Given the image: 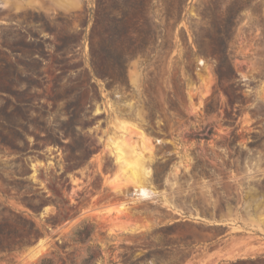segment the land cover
Listing matches in <instances>:
<instances>
[{
	"label": "rangeland",
	"instance_id": "1",
	"mask_svg": "<svg viewBox=\"0 0 264 264\" xmlns=\"http://www.w3.org/2000/svg\"><path fill=\"white\" fill-rule=\"evenodd\" d=\"M10 210L39 234L0 264H82V223L93 264H264V0H0Z\"/></svg>",
	"mask_w": 264,
	"mask_h": 264
},
{
	"label": "trees",
	"instance_id": "2",
	"mask_svg": "<svg viewBox=\"0 0 264 264\" xmlns=\"http://www.w3.org/2000/svg\"><path fill=\"white\" fill-rule=\"evenodd\" d=\"M216 58L220 60L229 61L228 55L223 53L220 56V53L215 52ZM231 66V64H230ZM233 69V67H231ZM216 74L220 80L224 79L223 70L221 64L217 65ZM24 205L32 210L40 209V206L36 202V198L34 196L25 195L19 199ZM53 204L57 208V220H60V211L61 207L56 201H52ZM53 224H55L53 222ZM94 232L93 227H89L88 224L82 223L76 228L72 235L69 238L72 239L73 242L77 244L86 245L87 255L81 261L82 264H93L98 256H101L100 251L98 252L99 246L95 251L92 250V244H90V240H92V235ZM39 234V229L34 220L26 217L22 212H16L14 210H10L9 215L3 216L0 219V252H13L23 248L26 245V238L32 239L37 237ZM42 264H55L54 259L44 257L42 259Z\"/></svg>",
	"mask_w": 264,
	"mask_h": 264
},
{
	"label": "bare ground",
	"instance_id": "3",
	"mask_svg": "<svg viewBox=\"0 0 264 264\" xmlns=\"http://www.w3.org/2000/svg\"><path fill=\"white\" fill-rule=\"evenodd\" d=\"M110 139H113V138H110ZM113 140H114V139H113ZM115 143H116V148H118V149L121 151V150H122L121 145H120L118 142H115ZM121 152H123V151H121ZM118 159H119V160H122V159H123V155L120 154V156L118 157ZM123 162H124V161H123ZM136 193L139 194V195L142 196V197H146L147 194H148V191H147V189H146L144 186H139V188L136 189ZM124 206H125V205H123V207H124ZM113 207H114V205L111 206L110 211L113 210ZM117 207H118V206H117ZM117 207H116L115 209H117ZM123 207L120 206V208H123ZM43 243H44V241H42V244L38 247V250H39L40 252L42 251L41 249H43V248L40 249V247L43 245ZM43 246H44V245H43ZM38 250H37V251H38ZM39 251H38V253H39Z\"/></svg>",
	"mask_w": 264,
	"mask_h": 264
},
{
	"label": "crops",
	"instance_id": "4",
	"mask_svg": "<svg viewBox=\"0 0 264 264\" xmlns=\"http://www.w3.org/2000/svg\"><path fill=\"white\" fill-rule=\"evenodd\" d=\"M106 202H107V200L106 199H100L99 201H95L94 199H90L89 201H88V205H90L91 206V208H90V206H88V209H90V211H92L93 209L95 210V209H99L100 207H102L103 205H105L106 204ZM131 228H137V226H135L134 224H132L131 226H130ZM138 230V229H137ZM225 257V256H224Z\"/></svg>",
	"mask_w": 264,
	"mask_h": 264
},
{
	"label": "water",
	"instance_id": "5",
	"mask_svg": "<svg viewBox=\"0 0 264 264\" xmlns=\"http://www.w3.org/2000/svg\"><path fill=\"white\" fill-rule=\"evenodd\" d=\"M72 220H68V221H66L65 223H64V225H66V224H69L70 222H71ZM42 241H46V239L45 238H39L38 239V241H37V243L34 245V246H32V247H30L29 248V253H32V254H35L36 252H37V250H38V247L42 244ZM44 244V243H43Z\"/></svg>",
	"mask_w": 264,
	"mask_h": 264
}]
</instances>
